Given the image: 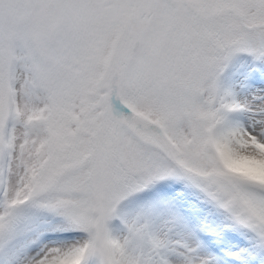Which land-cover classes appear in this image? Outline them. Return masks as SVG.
<instances>
[{
  "label": "snow or ice",
  "instance_id": "6c2138e0",
  "mask_svg": "<svg viewBox=\"0 0 264 264\" xmlns=\"http://www.w3.org/2000/svg\"><path fill=\"white\" fill-rule=\"evenodd\" d=\"M0 264H264V0H0Z\"/></svg>",
  "mask_w": 264,
  "mask_h": 264
}]
</instances>
